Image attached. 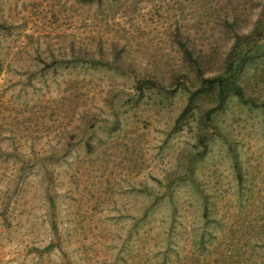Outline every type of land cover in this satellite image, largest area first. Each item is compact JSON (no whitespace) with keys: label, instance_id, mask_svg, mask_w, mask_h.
Returning a JSON list of instances; mask_svg holds the SVG:
<instances>
[{"label":"rangeland","instance_id":"obj_1","mask_svg":"<svg viewBox=\"0 0 264 264\" xmlns=\"http://www.w3.org/2000/svg\"><path fill=\"white\" fill-rule=\"evenodd\" d=\"M259 20L264 0H0V264H264V60L244 101L178 119L181 46L209 77Z\"/></svg>","mask_w":264,"mask_h":264},{"label":"trees","instance_id":"obj_2","mask_svg":"<svg viewBox=\"0 0 264 264\" xmlns=\"http://www.w3.org/2000/svg\"><path fill=\"white\" fill-rule=\"evenodd\" d=\"M181 47L184 62L188 68L186 72L194 78L196 72L197 78L200 79V84L198 88H193V85L191 87L193 90L188 88L186 84H183L182 89L190 93L187 105L179 116V120L188 112L192 104L195 103V98L202 92L213 94L216 104L214 109L220 108L231 95L239 101H244L245 98L240 78L249 66L253 67V65L259 64L261 60H264V24H261V20L257 21L253 30L246 35L233 32L232 44L227 54L220 60L219 66L213 72V75L209 77L205 76L206 71L201 68L200 59L193 57L192 50H189L185 45ZM148 84L149 86H144L142 82L137 83L138 90L142 91L143 89L153 88L157 85L152 81L148 82ZM213 111L215 110L210 111V113Z\"/></svg>","mask_w":264,"mask_h":264}]
</instances>
